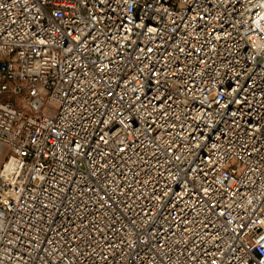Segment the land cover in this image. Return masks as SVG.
<instances>
[{
  "label": "built area",
  "instance_id": "obj_1",
  "mask_svg": "<svg viewBox=\"0 0 264 264\" xmlns=\"http://www.w3.org/2000/svg\"><path fill=\"white\" fill-rule=\"evenodd\" d=\"M0 264H264V0H0Z\"/></svg>",
  "mask_w": 264,
  "mask_h": 264
}]
</instances>
